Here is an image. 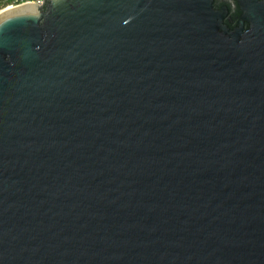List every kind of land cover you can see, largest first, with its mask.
<instances>
[{
  "label": "water",
  "instance_id": "water-1",
  "mask_svg": "<svg viewBox=\"0 0 264 264\" xmlns=\"http://www.w3.org/2000/svg\"><path fill=\"white\" fill-rule=\"evenodd\" d=\"M0 264H264V0L1 14Z\"/></svg>",
  "mask_w": 264,
  "mask_h": 264
},
{
  "label": "built area",
  "instance_id": "built-area-1",
  "mask_svg": "<svg viewBox=\"0 0 264 264\" xmlns=\"http://www.w3.org/2000/svg\"><path fill=\"white\" fill-rule=\"evenodd\" d=\"M45 0H28V1H25V0H15V2L13 3V5L9 6L8 8H14V7H18V6H21V5H25V4H36L38 6H42L44 4ZM7 8V9H8Z\"/></svg>",
  "mask_w": 264,
  "mask_h": 264
},
{
  "label": "trees",
  "instance_id": "trees-1",
  "mask_svg": "<svg viewBox=\"0 0 264 264\" xmlns=\"http://www.w3.org/2000/svg\"><path fill=\"white\" fill-rule=\"evenodd\" d=\"M25 1H28V0H25ZM14 2H15V0H1L0 1V11L2 9H5V8L13 5Z\"/></svg>",
  "mask_w": 264,
  "mask_h": 264
},
{
  "label": "bare ground",
  "instance_id": "bare-ground-1",
  "mask_svg": "<svg viewBox=\"0 0 264 264\" xmlns=\"http://www.w3.org/2000/svg\"><path fill=\"white\" fill-rule=\"evenodd\" d=\"M14 8H15V7H14ZM10 9H13V8L10 7V8H8V9H6L5 11H2V13H0V15L3 14V13H5L6 11H8V10H10Z\"/></svg>",
  "mask_w": 264,
  "mask_h": 264
},
{
  "label": "rangeland",
  "instance_id": "rangeland-1",
  "mask_svg": "<svg viewBox=\"0 0 264 264\" xmlns=\"http://www.w3.org/2000/svg\"><path fill=\"white\" fill-rule=\"evenodd\" d=\"M1 1V0H0ZM8 8V7H7ZM7 8H5V9H7ZM5 9H2L1 11H0V13H2V11H4Z\"/></svg>",
  "mask_w": 264,
  "mask_h": 264
}]
</instances>
